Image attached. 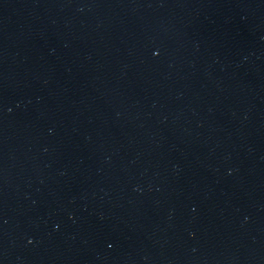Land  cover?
I'll use <instances>...</instances> for the list:
<instances>
[{
  "label": "water",
  "instance_id": "water-1",
  "mask_svg": "<svg viewBox=\"0 0 264 264\" xmlns=\"http://www.w3.org/2000/svg\"><path fill=\"white\" fill-rule=\"evenodd\" d=\"M0 264H264V0H0Z\"/></svg>",
  "mask_w": 264,
  "mask_h": 264
}]
</instances>
